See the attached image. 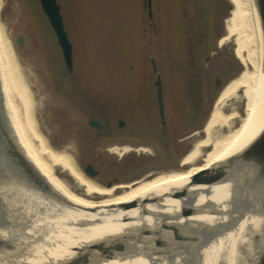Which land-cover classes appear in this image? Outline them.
Wrapping results in <instances>:
<instances>
[{"label": "rangeland", "instance_id": "obj_1", "mask_svg": "<svg viewBox=\"0 0 264 264\" xmlns=\"http://www.w3.org/2000/svg\"><path fill=\"white\" fill-rule=\"evenodd\" d=\"M57 1L73 46L71 71L40 0H1L0 24L33 94V119L47 146L66 153L87 181L115 195L122 192L120 185L148 174L186 170L182 159L206 136L222 90L243 73L256 71L248 48L239 53L240 40L248 41L259 70L264 65L262 27L251 42L243 26V32L231 33V0ZM158 76L164 116L157 101ZM217 78L221 84L216 89ZM244 91L240 86L225 101L222 110L232 117L223 132L244 122ZM89 119H98L103 128L96 130ZM125 146L131 149L123 151ZM209 150L204 147L203 154ZM88 162L101 171L97 177L85 174ZM54 169L74 195L98 203L108 198L88 194L67 169ZM0 181L2 227H7L5 214L11 208L7 199L17 187L62 200L31 178L7 147H0ZM2 241L0 253L9 258L22 262L30 252V259L39 257L37 251Z\"/></svg>", "mask_w": 264, "mask_h": 264}, {"label": "bare ground", "instance_id": "obj_2", "mask_svg": "<svg viewBox=\"0 0 264 264\" xmlns=\"http://www.w3.org/2000/svg\"><path fill=\"white\" fill-rule=\"evenodd\" d=\"M231 1L234 10L229 21L230 32L241 33L243 26L247 37L252 36L249 42L255 41L262 33L255 0ZM246 42L240 40L239 53L242 55L241 50L248 48V56L256 71L243 73L222 90L219 104L206 125V136L198 140L182 159L181 165L186 170L160 173L133 185H120V188L127 189L115 195L112 189L106 190L87 181L77 172L66 153H59L47 146L33 119V94L0 24V117L5 114L26 156L62 196L59 201L38 195L29 187L16 188L15 195L7 199V206L11 208L5 214L7 227L0 226V240L8 247L14 243L18 248L37 251L39 257L38 261L30 259L29 255L34 256L30 252L21 262L3 255L5 252L2 251L0 260L3 264H62L92 242L117 238L126 233L137 235L143 227L159 226L162 221L158 215L161 214L167 215V223L180 227L186 225L194 241L188 244L185 240L179 242L182 245L175 243V246L157 247L152 243V237L143 235L141 239L129 242L132 251L128 254L99 264H264V184L258 182L257 175V170L264 167V153H256L245 163L236 165L230 171V177L220 183L193 187L191 190L197 193V197L190 203L189 199L185 202L199 211L189 217L180 216L181 200L168 197L147 204V214L143 213L141 207L127 211L109 208L136 198L161 196L173 188H180L193 173L237 154L262 135L264 65L259 70L253 50ZM240 86L245 87L247 116L241 127L223 132L230 125L232 114H225L222 107ZM4 128L0 124V147L13 151L12 139L6 137ZM207 146L210 150L203 154V148ZM129 149L128 146L122 147L123 151ZM201 159L203 161L199 163ZM54 166L67 169L85 186L88 194L96 192L106 194L108 198L98 203L74 195L55 176ZM251 178L257 183L253 188L249 185ZM245 182L248 185H244ZM240 199L241 202L238 201ZM246 204H251V210L247 209ZM241 214L247 218L238 220ZM125 218L129 220L125 222ZM229 227L232 229L228 230ZM6 233L10 235L8 240ZM169 233L164 232L167 236ZM36 243L38 245L34 246Z\"/></svg>", "mask_w": 264, "mask_h": 264}, {"label": "water", "instance_id": "obj_3", "mask_svg": "<svg viewBox=\"0 0 264 264\" xmlns=\"http://www.w3.org/2000/svg\"><path fill=\"white\" fill-rule=\"evenodd\" d=\"M40 3H41L44 13L47 15L49 22L56 34L58 43L63 52L66 66L71 71L73 68V46L69 39L68 32L65 28L63 16L61 13V6L57 0H40ZM255 3L257 6L258 13H259L261 27H262L263 35H264V0H255ZM19 43L20 44L22 43V38H19ZM217 81H219V79H217ZM155 84L158 87L157 96H158V101L160 104V114L161 116H164L163 94H162L163 89H162V80L160 76H158V79L155 82ZM90 123L95 126L98 125V123L93 120H90ZM0 124L3 127H5L4 129L6 132V137L7 138L9 137L12 139V144H13L12 148L14 149L11 152L14 154L15 157H17V160H16L17 163L20 164L24 168L26 173L31 178H33L37 183L42 184L43 187L46 188L49 192H51L52 194L62 199V196L59 194V192H57V190H55L52 187V185L49 184V182L40 173L37 167L26 156L24 150H22L21 146L19 145L16 135L13 133V131H11L12 128L10 124L7 122V120L5 119V114H2V116L0 117ZM123 125H124L123 120H120V126L122 127ZM205 151H206V148H205ZM256 153H264V132L262 133L261 136L255 138L252 142L247 144L237 154H234L233 156H230L226 158L225 160L218 162L217 164H213L209 167H204L203 169L193 173L190 176L188 182L180 188H173L161 196H157V197L150 196V197H145L142 199L136 198L128 202H122L118 204L117 206H110L109 208H112V209L118 208L120 210L127 211L133 208L141 207L143 213L147 214V209L145 208L147 204L156 203L168 197L171 199L181 200L182 207L180 210L181 211L180 216L189 217L191 215L196 214L199 211V209H195V207H193L192 205H188L190 202L194 201V199L197 197V193L191 190L193 187L212 186V185H215L217 183H220L228 179L230 177V171L236 165H239L242 162L245 163L250 158H252L254 154ZM257 171H258V174H257L258 182L260 181L261 184H264V167L258 169ZM84 172L90 177H97L100 174V170L95 168V166L91 162L85 165ZM143 179L144 178L133 181L130 184L133 185L135 183L140 182ZM244 185H248L247 182H245ZM249 185L252 188L254 187L253 185L257 186V183L255 184L254 178H253V181L251 178ZM111 186H112V183H109L108 187H111ZM120 189L121 191H123V190H126L127 188H120ZM262 192L264 194V190ZM245 197L248 198V196H245ZM186 199L187 200L189 199V203L185 202ZM238 201L241 202L242 199ZM247 205H251V204H247ZM249 209L251 210V206ZM158 216L161 218V221H162L159 224V226H156L154 228L143 227L142 229H140V232L137 235L126 233L117 238L105 239V240L92 242L87 246L86 249H84L83 251H81L80 253L76 255L71 256L69 259L65 260L62 264H99L107 260L115 259L119 257L120 255L124 256L128 254L129 252H131L132 247L129 245V242L132 239H137V240L141 239L143 235L159 238L162 234H164V232H167V231L168 232L174 231L175 234H178L180 228L183 227V226L180 227L179 225L174 224V223H167L166 222L167 215L161 214ZM242 216L243 214H241V216L239 217L237 216L238 220L242 218ZM128 220H129L128 218L124 219L125 222ZM231 229L232 228L229 227L228 230H231ZM164 245L160 240H156L157 247L164 246Z\"/></svg>", "mask_w": 264, "mask_h": 264}, {"label": "flooded vegetation", "instance_id": "obj_4", "mask_svg": "<svg viewBox=\"0 0 264 264\" xmlns=\"http://www.w3.org/2000/svg\"><path fill=\"white\" fill-rule=\"evenodd\" d=\"M219 79V78H217ZM220 84H221V81H217L216 82V89L220 87ZM163 89V88H162ZM163 94V92H162ZM157 101H158V97H157ZM159 103V101H158ZM163 107H164V96H163ZM159 109H160V104H159ZM165 109V107H164ZM98 125L95 126V125H92L90 123V119H89V124L94 127L96 130H100L103 128V124L98 120V119H94ZM118 125L120 126V120L118 121ZM124 125H125V122H124ZM124 127V126H123ZM125 142V141H123ZM94 164V163H93ZM94 166L97 168V166L94 164ZM101 173V171H100ZM158 174V173H157ZM156 175V174H155ZM147 176H154V173L153 174H148ZM147 176L145 177H142V178H147ZM141 178V179H142ZM181 212V211H180ZM169 235L167 236L166 234H162L159 238L158 237H152V243L154 244V246H156V240H160L162 243H163V247H166L167 245H172V246H175V245H182V244H179V242H185V240H187V243L190 244V241H193V236L190 234V231L189 229L186 227V225H183V227L180 228L179 230V233L178 234H175L174 231H169ZM166 235V236H165ZM150 241V240H149ZM177 243V244H175Z\"/></svg>", "mask_w": 264, "mask_h": 264}]
</instances>
